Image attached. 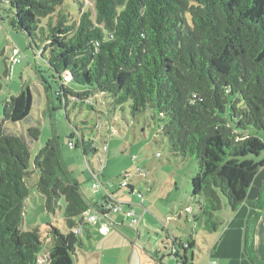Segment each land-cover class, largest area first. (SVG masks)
<instances>
[{
  "label": "trees",
  "instance_id": "obj_1",
  "mask_svg": "<svg viewBox=\"0 0 264 264\" xmlns=\"http://www.w3.org/2000/svg\"><path fill=\"white\" fill-rule=\"evenodd\" d=\"M74 1L78 17L65 12L66 0H0V17L2 11L10 14L11 27L30 46L43 44L42 57L50 56L56 94L66 110L73 103L96 110L98 95L111 101L113 113L128 103L134 117L151 109L171 151L199 164L191 182L197 208L188 222L209 234L220 232L224 206L237 213L264 168V0ZM2 89L0 82V94ZM46 89L52 90L47 84ZM33 106L31 89L23 86L4 103L0 122V264H75L85 243L76 230L90 225L86 215L92 208L56 135L38 153L34 170L40 172L36 191L49 214L66 200L64 232L50 225L45 256L40 230L21 229L33 175L31 149L5 125L28 120ZM75 130L74 149L81 147L85 157H99L108 145L103 141L101 149L97 141L99 124L88 137ZM28 134L37 141L40 128ZM127 189L134 194V187ZM258 203L262 208L263 195ZM183 239H172L157 253L162 264L169 257L173 264H194L197 243L192 235ZM248 253L257 263L253 234Z\"/></svg>",
  "mask_w": 264,
  "mask_h": 264
},
{
  "label": "rangeland",
  "instance_id": "obj_2",
  "mask_svg": "<svg viewBox=\"0 0 264 264\" xmlns=\"http://www.w3.org/2000/svg\"><path fill=\"white\" fill-rule=\"evenodd\" d=\"M64 10L75 17L80 14V6L74 0H66ZM9 15L2 11L0 17V82L3 87L0 94V122L4 119V103L11 97L18 96L23 86L31 89L34 98L33 110L28 120L19 124L7 122L5 125L9 133L24 136L31 149L33 175L29 182L30 197L25 202L21 229L26 232L40 230L46 243L45 256L48 255V248L51 246V241L47 240L50 225L64 232L66 200L62 198L59 201L61 208L49 214L45 201L36 191L40 172L34 170V161L38 153L56 135L60 140L63 160L72 176L80 182L82 192L91 205L90 213L99 214L97 203L102 204L104 193L107 195L110 192L123 198H132L135 206L142 205L143 199L140 194H143L146 205L142 210L146 209L149 212L144 221L146 227L141 223L139 225L142 235L140 243L146 246L147 243L153 242L155 246L156 235L149 232L148 228L162 229L166 224L170 228V235L193 236L198 247L194 250L191 262L203 264L207 246L204 238L210 239L213 234L186 220L187 210L197 208V204L191 200L192 178L199 170L197 159L193 156L178 157L171 151L168 140L160 135L159 118L151 109L134 117L128 103L123 110L118 107L113 113L111 101L98 95L94 98L96 110H91L86 104L74 106V103L66 110L56 94L58 85L53 78L55 72L48 63L50 56L47 53L42 57L43 44L39 43L38 48L32 43L30 46L28 37L11 27ZM15 58H19L21 63H14ZM6 71L9 72L8 77L5 76ZM46 84L52 88L51 91L46 89ZM98 124L101 133L100 135L96 133L97 141L101 149L103 141L107 142L109 147V152L101 151L104 166L100 164V157L92 155L85 157L81 147L76 149L70 147V142L74 141L71 140L72 136L77 134L76 127L82 129L88 137L90 129ZM34 127H39L41 131L37 141L28 134V130ZM113 130H116V134L111 136ZM261 157H264V153ZM89 161L97 173L102 171L104 174L100 180L104 182L101 190H96L93 186L95 181L89 168ZM139 170L145 171L147 177H140ZM127 174L132 177L125 180ZM149 178L156 181L152 190L146 185ZM124 181L135 188L136 193L133 196H129L128 189L121 187ZM226 207L225 205L224 211L219 215L221 219L229 209ZM172 213L176 214L178 221L169 223L168 218ZM128 221L127 226L132 229L131 236L135 241L138 239V227L132 226L131 220ZM179 223L182 227H179ZM163 234L164 237L168 235L167 232ZM146 256L149 257L147 254ZM44 262L42 259V263ZM146 264L152 263L147 260Z\"/></svg>",
  "mask_w": 264,
  "mask_h": 264
},
{
  "label": "crops",
  "instance_id": "obj_3",
  "mask_svg": "<svg viewBox=\"0 0 264 264\" xmlns=\"http://www.w3.org/2000/svg\"><path fill=\"white\" fill-rule=\"evenodd\" d=\"M100 164L104 166L103 159L100 160ZM103 175L102 172L101 176L103 177ZM148 181L146 185L152 190L156 181L150 178ZM111 195L122 202L131 204L136 217L146 227L144 221L149 211L142 210V207L146 205V201L144 205L136 204L135 206L132 198H123L112 193ZM262 195L264 196V168L256 177L244 205L234 214L227 209L223 217V220L226 221L225 227L210 239L206 238V256L203 264H264V205L259 208L258 203ZM106 198L107 195L104 193L102 195L103 202L102 204L97 203V207L102 209ZM189 217L187 212V222ZM181 218L182 215L179 216L180 220ZM168 219L169 223L174 220L178 221L174 213ZM128 220L124 213L111 215V212H107V215L103 216L101 221L92 224V226L91 224L88 225L83 230L82 235L85 242L84 246L77 251L75 258L77 264H146L147 260L152 264H160L163 255L158 256L157 253H162V248L165 247L166 243L174 238H184L183 240L186 242L188 238V236L184 237L180 234L178 236H176L177 234L170 235V228L164 224L162 229L158 227L148 228L149 232L155 233L157 243L153 246V242H149L146 246H143L140 243L142 235L139 226L137 228L139 230L138 239L134 241L131 236L132 229L127 226ZM158 221L160 223V219ZM179 227H182L180 223ZM165 232L168 233L166 237L163 234ZM252 234L254 236L255 255L258 259L257 263L248 253V240ZM193 241H195L194 238ZM146 250L150 253L149 259L146 256ZM174 261V258H168L169 263L173 264Z\"/></svg>",
  "mask_w": 264,
  "mask_h": 264
},
{
  "label": "built area",
  "instance_id": "obj_4",
  "mask_svg": "<svg viewBox=\"0 0 264 264\" xmlns=\"http://www.w3.org/2000/svg\"><path fill=\"white\" fill-rule=\"evenodd\" d=\"M13 62L19 64V63H21V60L19 58H15L13 60ZM115 134H116V130H113L110 135L113 136ZM75 144H76V141L70 142V147L74 148ZM108 149L109 148H108V145H107V146L103 147L102 150L104 152H108ZM101 155H102V152H101ZM101 155L99 156L100 160H102ZM92 166L93 165L89 161V168H90L91 172L94 175V181H95L93 186H94V188L96 190H101L100 188L104 187L103 184H102V181H100L101 180L102 171L97 173L96 170ZM139 173H140L139 174L140 177H143V178L147 177L145 171L139 170ZM130 177H132V176L127 174L126 177H125V180H127ZM121 187L127 189L129 187V184L126 181H124V182H122ZM134 193H136V190H135ZM140 197L143 199L142 200V205H144V202H145L144 195L140 194ZM102 211L111 212V213H114V214L124 213L125 216L127 217V219L132 221V226H137L138 227L139 224H140V219L136 218V213H135L133 207L131 206V204L125 203V202H122V201L116 199L114 196L111 195L110 192H108L107 198L104 201ZM98 212H99V214H96V215H92L90 212H88L87 215H86L87 223L96 224L99 221H101V219L105 215H103L100 211H98ZM187 212L191 213L192 210L188 209ZM76 233L79 234V235H83L84 231L82 229H78V230H76Z\"/></svg>",
  "mask_w": 264,
  "mask_h": 264
}]
</instances>
